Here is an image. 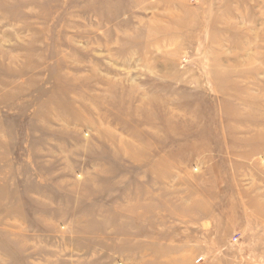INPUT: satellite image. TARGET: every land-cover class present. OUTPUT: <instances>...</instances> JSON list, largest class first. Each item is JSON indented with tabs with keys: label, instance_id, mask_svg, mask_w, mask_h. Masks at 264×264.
<instances>
[{
	"label": "rangeland",
	"instance_id": "1",
	"mask_svg": "<svg viewBox=\"0 0 264 264\" xmlns=\"http://www.w3.org/2000/svg\"><path fill=\"white\" fill-rule=\"evenodd\" d=\"M0 264H264V0H0Z\"/></svg>",
	"mask_w": 264,
	"mask_h": 264
}]
</instances>
